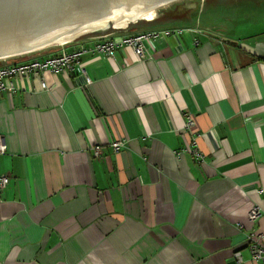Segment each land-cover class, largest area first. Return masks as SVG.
<instances>
[{"label": "crops", "instance_id": "0c3cea01", "mask_svg": "<svg viewBox=\"0 0 264 264\" xmlns=\"http://www.w3.org/2000/svg\"><path fill=\"white\" fill-rule=\"evenodd\" d=\"M166 30L180 31L144 59L129 46L82 53L88 84L45 70L0 97V264H232L236 249L256 264L246 244L264 232V215L248 218L264 211V31H152Z\"/></svg>", "mask_w": 264, "mask_h": 264}, {"label": "water", "instance_id": "95a60500", "mask_svg": "<svg viewBox=\"0 0 264 264\" xmlns=\"http://www.w3.org/2000/svg\"><path fill=\"white\" fill-rule=\"evenodd\" d=\"M187 27L234 38L262 32L264 0H0V67L89 40Z\"/></svg>", "mask_w": 264, "mask_h": 264}, {"label": "built area", "instance_id": "2783aa9c", "mask_svg": "<svg viewBox=\"0 0 264 264\" xmlns=\"http://www.w3.org/2000/svg\"><path fill=\"white\" fill-rule=\"evenodd\" d=\"M180 30H166L163 33L158 31L138 32L127 35H117L99 38L91 46H82L78 50L68 51L66 47L61 48L59 52H51L44 58L34 57L16 63L8 64L0 67V97H12L18 91L17 81L21 77H41V73L45 70L52 71H77L81 75H85L86 83H90L91 79L86 74L83 63L79 60L80 55L86 52L93 54H103L110 57H115L117 53L125 47H131L140 58L144 59L150 47L154 46V42L164 35L177 33ZM199 43L198 40L195 41ZM42 86L44 89L49 88L45 79L42 77ZM194 123L193 118H189L187 125L191 126ZM114 152H120L124 147V140L118 139L111 142ZM193 152H197V140L193 141ZM7 152L6 136L0 133V156ZM93 154L95 157L102 156V147L100 145L93 146ZM10 181L8 174H0V188H5ZM264 215V211L259 206H254L248 214L250 221H256ZM251 252L252 261L256 264H264V232L252 231L247 237L246 244ZM234 251V260L241 264L243 259Z\"/></svg>", "mask_w": 264, "mask_h": 264}, {"label": "flooded vegetation", "instance_id": "af4514ba", "mask_svg": "<svg viewBox=\"0 0 264 264\" xmlns=\"http://www.w3.org/2000/svg\"><path fill=\"white\" fill-rule=\"evenodd\" d=\"M185 3H186V2H185ZM182 4H184V3L178 4V5H177V9H178L179 6L182 5ZM177 9H176V11H177ZM157 17L159 18V17H161V16H157ZM158 18H157V19H158Z\"/></svg>", "mask_w": 264, "mask_h": 264}, {"label": "rangeland", "instance_id": "374dc122", "mask_svg": "<svg viewBox=\"0 0 264 264\" xmlns=\"http://www.w3.org/2000/svg\"><path fill=\"white\" fill-rule=\"evenodd\" d=\"M60 50V49H59ZM54 52V51H53Z\"/></svg>", "mask_w": 264, "mask_h": 264}]
</instances>
